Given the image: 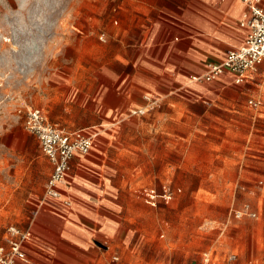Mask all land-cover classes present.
<instances>
[{"label":"rangeland","instance_id":"1","mask_svg":"<svg viewBox=\"0 0 264 264\" xmlns=\"http://www.w3.org/2000/svg\"><path fill=\"white\" fill-rule=\"evenodd\" d=\"M176 1L0 0V242L30 225L52 171L24 127L33 106L67 131L106 130L103 174L134 227L116 264H264V77L107 116L142 31ZM245 204L257 216L233 215Z\"/></svg>","mask_w":264,"mask_h":264},{"label":"crops","instance_id":"2","mask_svg":"<svg viewBox=\"0 0 264 264\" xmlns=\"http://www.w3.org/2000/svg\"><path fill=\"white\" fill-rule=\"evenodd\" d=\"M248 10L244 0H177L162 9L164 14L142 31L139 50L130 63L132 74L124 80L123 89L120 85L115 90V103L107 107L116 110L107 116L118 118V109H128L129 116H143L134 111L145 107L146 96L157 101L178 92L191 98L202 97L221 86L217 82L223 87L235 84L230 73L212 81L202 77L211 65L222 63L229 50L243 45L247 29L241 26V20ZM78 129L94 134L95 145L89 153L73 158L67 184L61 188L62 198L46 197L47 181L43 198L38 200L26 227L33 233L25 243L28 260L15 264H116L117 252L131 251L116 240L119 229L127 235L134 227L119 209L118 190L111 175L103 174L104 167L112 169L104 165L108 152L103 136L106 130L95 126ZM52 172L53 164L50 176ZM151 191L146 192L148 198ZM66 197L70 205L63 201ZM9 225L2 231L0 246L7 245ZM141 236L144 237L143 224Z\"/></svg>","mask_w":264,"mask_h":264},{"label":"built area","instance_id":"3","mask_svg":"<svg viewBox=\"0 0 264 264\" xmlns=\"http://www.w3.org/2000/svg\"><path fill=\"white\" fill-rule=\"evenodd\" d=\"M244 2L249 7L241 20V26L247 29L245 41L240 47L229 50L222 63L210 66L209 71L202 77L206 81H212L225 73L232 74L235 84L264 77V0ZM150 103V107L140 108L134 113L145 115L158 101L153 99ZM250 104L257 107L259 101L251 99ZM24 127L38 138L43 153L53 164V172L45 191L46 197L62 198L61 188L67 184L73 158L77 154H87L91 151L95 145V135L84 129L66 131L51 122L43 109L33 106L28 107ZM153 194L154 191H151L150 195ZM63 201L67 205L71 204L67 197L63 198ZM231 212L237 218L246 215L257 216V212L249 204H245L242 209H232ZM5 236L7 245L0 246V264L27 261L25 243L33 236L32 230L9 225ZM231 258H235V255Z\"/></svg>","mask_w":264,"mask_h":264}]
</instances>
